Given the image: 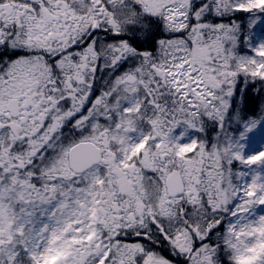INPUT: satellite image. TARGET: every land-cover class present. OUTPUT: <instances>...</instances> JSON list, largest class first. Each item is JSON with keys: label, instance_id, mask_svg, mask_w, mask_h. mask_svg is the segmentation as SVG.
I'll return each instance as SVG.
<instances>
[{"label": "snow or ice", "instance_id": "snow-or-ice-1", "mask_svg": "<svg viewBox=\"0 0 264 264\" xmlns=\"http://www.w3.org/2000/svg\"><path fill=\"white\" fill-rule=\"evenodd\" d=\"M0 264H264V0H0Z\"/></svg>", "mask_w": 264, "mask_h": 264}]
</instances>
